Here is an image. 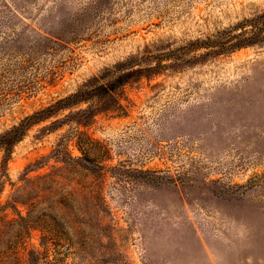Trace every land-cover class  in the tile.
I'll list each match as a JSON object with an SVG mask.
<instances>
[{
  "label": "rangeland",
  "instance_id": "rangeland-1",
  "mask_svg": "<svg viewBox=\"0 0 264 264\" xmlns=\"http://www.w3.org/2000/svg\"><path fill=\"white\" fill-rule=\"evenodd\" d=\"M262 13L264 0H0V134L94 78L155 69L0 151V264L29 251L39 264H264V42L197 44ZM88 106L107 110L78 126ZM88 138L91 162L74 164Z\"/></svg>",
  "mask_w": 264,
  "mask_h": 264
},
{
  "label": "trees",
  "instance_id": "trees-1",
  "mask_svg": "<svg viewBox=\"0 0 264 264\" xmlns=\"http://www.w3.org/2000/svg\"><path fill=\"white\" fill-rule=\"evenodd\" d=\"M238 34L228 35L225 38L220 36L215 37L214 39L207 38L205 41L197 42L198 47L200 48H216L218 54L231 53L236 49H240L247 46L256 45L264 42V35L259 36L264 33V13L249 19L240 22L237 26ZM122 66V65H120ZM127 69H122V73L115 77L109 84L102 85L98 83V79L94 78L93 80L87 82L83 88L79 91L71 94L63 99H59L53 104L45 107L41 110L34 112L31 115L24 117L16 125L12 126L10 129L4 131L0 134V151L3 152V160H7V157L11 154L13 147L19 143L27 134L28 130L44 122L54 116H56L61 111L75 108L76 106L89 103L94 99H100L104 95H108L110 92L115 91L116 89L122 87L128 83L132 78L142 75L145 73L153 72L155 70L152 67L146 68L145 70H131L126 71ZM93 81L95 83H93ZM107 110L105 107L92 108L88 106L85 109L78 110L71 114V120L78 126H86L87 122L96 112ZM94 143L93 140L88 138V143L84 144L85 148H82L79 144L80 151L82 156L77 158H71V161L74 164L81 163L83 161L91 162L88 159L87 154L90 153V148ZM87 147V148H86ZM88 159V160H87ZM89 174L96 176L97 173L93 170H88ZM20 221L25 223L24 228H28L26 219L20 217ZM28 264H39V255L34 251H29L28 253Z\"/></svg>",
  "mask_w": 264,
  "mask_h": 264
}]
</instances>
